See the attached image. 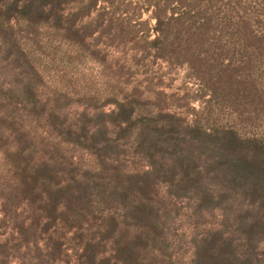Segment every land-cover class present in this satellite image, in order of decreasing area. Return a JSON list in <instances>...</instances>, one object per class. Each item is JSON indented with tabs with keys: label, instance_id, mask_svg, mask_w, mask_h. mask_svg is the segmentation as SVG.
Instances as JSON below:
<instances>
[{
	"label": "rangeland",
	"instance_id": "374dc122",
	"mask_svg": "<svg viewBox=\"0 0 264 264\" xmlns=\"http://www.w3.org/2000/svg\"><path fill=\"white\" fill-rule=\"evenodd\" d=\"M54 1L0 0V264H264V0L162 36L140 0Z\"/></svg>",
	"mask_w": 264,
	"mask_h": 264
},
{
	"label": "trees",
	"instance_id": "16d2710c",
	"mask_svg": "<svg viewBox=\"0 0 264 264\" xmlns=\"http://www.w3.org/2000/svg\"><path fill=\"white\" fill-rule=\"evenodd\" d=\"M79 0H55L53 2V5L55 7H65L74 3H77ZM91 7H97L101 2L105 5H111L114 6L115 3H117L116 0H89ZM191 1L189 0H140L137 2H130V5H136L135 9L139 7L140 4L144 5L147 9H153L154 10V18L157 22V32L158 34L163 35L164 29L167 24L166 21H180L181 19H174L176 17L168 18V12L173 11L174 15H176V10L179 7H190L189 5ZM177 5V7H173ZM179 6V7H178ZM192 9V8H191ZM160 39V38H159ZM160 41V40H159ZM231 134V133H230ZM233 138V137H232ZM235 138V136H234ZM237 138V137H236ZM237 140V139H236ZM238 142L239 139L237 140ZM232 144L234 143V139L230 140ZM259 149V161L257 162V170L255 173L247 174V179L257 188L258 193L260 195L261 204L264 209V142L260 144L258 147ZM233 167L231 168V171L237 176H244L243 174L246 173L247 167L244 166V164H241V162H235L233 161ZM264 224V223H263Z\"/></svg>",
	"mask_w": 264,
	"mask_h": 264
}]
</instances>
